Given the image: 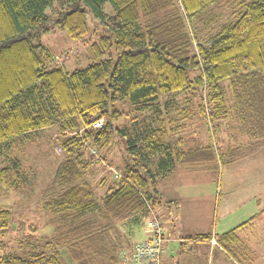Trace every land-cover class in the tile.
<instances>
[{
  "label": "trees",
  "instance_id": "trees-1",
  "mask_svg": "<svg viewBox=\"0 0 264 264\" xmlns=\"http://www.w3.org/2000/svg\"><path fill=\"white\" fill-rule=\"evenodd\" d=\"M88 15L102 28L93 61L71 72L53 66L42 36L55 26L81 40ZM125 102L132 116L117 109ZM196 117L213 130L234 124L236 147L216 151L221 164L264 143V0H0V150L56 127L61 154L40 195L51 236L39 246L26 236L8 251L12 218L1 209L0 264H67L63 251L72 264H123L119 252L164 206L157 183L177 165L213 159L185 148L181 133ZM113 136L125 144L119 178L94 184L92 152L106 162ZM20 182L14 158L0 168V187ZM253 219L216 234L227 255L249 253L236 233Z\"/></svg>",
  "mask_w": 264,
  "mask_h": 264
},
{
  "label": "rangeland",
  "instance_id": "rangeland-1",
  "mask_svg": "<svg viewBox=\"0 0 264 264\" xmlns=\"http://www.w3.org/2000/svg\"><path fill=\"white\" fill-rule=\"evenodd\" d=\"M104 9L106 13L112 14L110 5L107 4ZM225 10L232 12L227 7ZM87 24L88 34L81 40H71L63 30L55 26L42 36L41 44L52 56L51 64L53 66L71 72L93 61L89 46L92 41L97 39L102 28L99 22L89 15L87 16ZM117 109L129 113L131 116L134 114L133 108L127 102L119 103ZM132 121L119 119L115 125L130 126ZM204 122L206 121L202 117H196L188 122L185 125L184 140L186 143L188 142L187 148H191L190 155H194L198 151L196 150L198 147H201L200 152L202 153L213 154V159L209 163L211 168L207 170L209 172L200 173L205 178L202 180L204 185L201 194L204 197L208 193L213 195L212 208L214 212L219 209V221L217 223V230L219 231L217 234H221V232L235 228L255 214V211L252 210L256 205V201L252 199L253 194L260 192L262 198L259 202L264 203V143L253 150L243 151L240 149L237 157L235 159L232 157L234 160L223 161L221 164L217 159L216 151L236 147L235 137L228 136L230 129H227L230 127L233 132L234 124L229 119L222 121L219 127L214 129V132L213 128H210L209 121H207L208 126ZM57 137V129L52 127L31 134L26 138L16 139L8 151L0 150V168L14 158L19 160L21 164V182L18 187L11 190H4L0 187V210H8L12 218L10 231L3 238V243L8 251L17 249L18 242L23 241L26 236L31 238V242L36 246H39L37 244H39L40 238L51 236V230L45 225L40 195L61 159L60 148L56 141ZM236 138L239 141V137ZM191 139H193L192 143L189 144ZM240 139L245 142L246 137H240ZM112 140L109 151L104 153L106 162H102L99 152H94L97 156L91 177L94 184L104 175H108L109 179L113 177V173H118V169L122 168L126 159L124 140L118 139L117 136H113ZM206 147H209L210 152L203 150ZM216 147L220 148L216 149ZM90 150L88 151L90 152ZM208 177L213 178L211 192L206 182ZM97 189L100 193L101 190ZM148 224L149 219L144 221L139 233L136 234L137 238L143 237V235L147 237L145 229H147ZM202 224L204 223L202 222ZM236 234L241 243H245L250 254L248 251H236V254H231L234 263L264 264V218L256 220L252 228L240 229ZM128 243H135V235L129 239ZM61 256L67 264H72L65 251L62 252Z\"/></svg>",
  "mask_w": 264,
  "mask_h": 264
},
{
  "label": "crops",
  "instance_id": "crops-1",
  "mask_svg": "<svg viewBox=\"0 0 264 264\" xmlns=\"http://www.w3.org/2000/svg\"><path fill=\"white\" fill-rule=\"evenodd\" d=\"M184 133L185 129L181 133L185 139ZM187 143L185 142V148ZM209 163L197 159L187 164L177 165L169 177L160 180L156 185L159 197L164 203V206L158 209L161 211L162 228L167 238L162 245L163 252L159 258V264H235L231 256L216 243V234L219 231L217 230L219 209L214 212L212 208L213 195L208 193L204 197L201 194L204 185L202 180H205L202 176L205 171L209 172L207 171L211 168ZM201 172L203 174H200ZM206 182L211 192L213 178L208 177ZM261 198L260 192L253 194L252 199L256 201V205L252 210L255 214L251 216L254 219L247 227L252 228L256 220L264 218V213H261L264 210V203L259 202ZM199 234H209L210 238L204 241L195 240V238L187 239ZM146 238L144 235L137 238L136 235L135 243H128V247L123 249H128Z\"/></svg>",
  "mask_w": 264,
  "mask_h": 264
},
{
  "label": "built area",
  "instance_id": "built-area-1",
  "mask_svg": "<svg viewBox=\"0 0 264 264\" xmlns=\"http://www.w3.org/2000/svg\"><path fill=\"white\" fill-rule=\"evenodd\" d=\"M100 125L101 121L94 122L92 126L97 128ZM114 177L119 178V174L114 173ZM160 212L159 209L150 211L149 224L146 229L147 238L133 244L128 249H122L119 253L121 262L125 264H159V258L163 252L162 245L167 240L162 228Z\"/></svg>",
  "mask_w": 264,
  "mask_h": 264
}]
</instances>
